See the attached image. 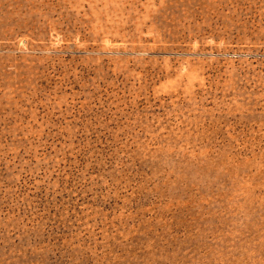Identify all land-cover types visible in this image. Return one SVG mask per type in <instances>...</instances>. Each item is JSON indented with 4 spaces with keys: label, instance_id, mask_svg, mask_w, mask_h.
<instances>
[{
    "label": "rangeland",
    "instance_id": "374dc122",
    "mask_svg": "<svg viewBox=\"0 0 264 264\" xmlns=\"http://www.w3.org/2000/svg\"><path fill=\"white\" fill-rule=\"evenodd\" d=\"M0 264H264V0H0Z\"/></svg>",
    "mask_w": 264,
    "mask_h": 264
}]
</instances>
